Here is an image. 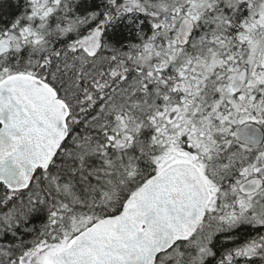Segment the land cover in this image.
<instances>
[{
	"label": "snow or ice",
	"instance_id": "1",
	"mask_svg": "<svg viewBox=\"0 0 264 264\" xmlns=\"http://www.w3.org/2000/svg\"><path fill=\"white\" fill-rule=\"evenodd\" d=\"M0 264H264V0H0Z\"/></svg>",
	"mask_w": 264,
	"mask_h": 264
}]
</instances>
